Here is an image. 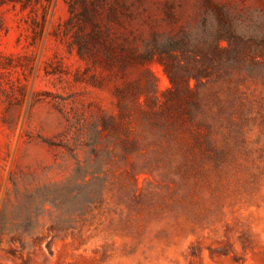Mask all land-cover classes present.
<instances>
[{"label": "rangeland", "instance_id": "1", "mask_svg": "<svg viewBox=\"0 0 264 264\" xmlns=\"http://www.w3.org/2000/svg\"><path fill=\"white\" fill-rule=\"evenodd\" d=\"M218 11L243 105L184 164L147 57ZM263 75L264 0H0V264H264Z\"/></svg>", "mask_w": 264, "mask_h": 264}, {"label": "trees", "instance_id": "2", "mask_svg": "<svg viewBox=\"0 0 264 264\" xmlns=\"http://www.w3.org/2000/svg\"><path fill=\"white\" fill-rule=\"evenodd\" d=\"M217 20L219 28L214 32L208 31L206 24H203L196 32L184 34L173 48L165 52H150L151 55L148 53L147 57V60H155L162 66L171 85L161 114L166 119V124L177 133L187 129L189 123L206 129L203 134L188 132L190 140L181 138L169 148L184 164L195 163L201 156L207 155L209 150L215 149L211 132L223 125V119L237 105H243L237 94V83L228 79L234 70L239 71L240 68L230 63H223L218 67L204 64L211 57L234 61L244 52V47L240 44L242 39L236 37L233 20L222 11L217 12ZM222 41H226L227 46H222ZM207 46L210 48L209 54L205 50ZM176 51L180 53L183 64L179 62ZM212 71L217 72L216 78L212 77ZM219 78H223V81H216ZM262 85L264 86V80ZM206 88L213 89L210 92L214 97V112L204 104L206 96L202 94V90ZM198 116L202 118H197ZM226 121L232 120L230 118Z\"/></svg>", "mask_w": 264, "mask_h": 264}]
</instances>
